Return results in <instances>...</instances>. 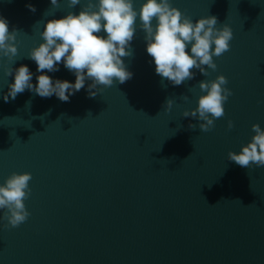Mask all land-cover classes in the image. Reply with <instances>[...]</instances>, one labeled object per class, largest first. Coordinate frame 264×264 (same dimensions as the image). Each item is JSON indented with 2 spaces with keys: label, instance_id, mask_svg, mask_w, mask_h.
I'll return each mask as SVG.
<instances>
[{
  "label": "water",
  "instance_id": "95a60500",
  "mask_svg": "<svg viewBox=\"0 0 264 264\" xmlns=\"http://www.w3.org/2000/svg\"><path fill=\"white\" fill-rule=\"evenodd\" d=\"M144 2L134 0L137 12ZM171 2L193 22L215 16L232 29L208 76L193 69L194 79L173 86L157 75L137 17L125 83L98 86L95 98L86 81L70 102L26 90L5 103L14 82L5 71L26 65L35 84L41 73L28 56L44 24L78 15L86 0L74 9L67 0L58 8L0 0V16L18 32L15 62L0 57V185L14 172L32 176L28 220L0 221V264H264V167L227 159L251 142L252 125L264 129V0ZM44 74L75 83L63 63ZM220 75L233 93L224 117L209 132L189 129L201 122L183 117L206 94L199 82Z\"/></svg>",
  "mask_w": 264,
  "mask_h": 264
},
{
  "label": "clouds",
  "instance_id": "9594fccd",
  "mask_svg": "<svg viewBox=\"0 0 264 264\" xmlns=\"http://www.w3.org/2000/svg\"><path fill=\"white\" fill-rule=\"evenodd\" d=\"M52 7H59V0H50ZM81 5V0H67L70 9ZM29 11L35 12L32 4H26ZM145 33L146 52L152 57L155 72L162 79H167L173 86H180L185 81L194 79L193 69L208 76L206 70H217L213 57L219 58L230 50L233 39L232 29L224 24L218 28V18L208 16L195 22L190 17L172 6L171 0H145L139 12L134 8V0H86L79 14L68 12L61 19H52L44 24L40 33L43 43L29 53L28 58L37 65L36 83L28 66L8 68L5 75H14V82L8 85V92L3 95L5 103L15 100L18 94L26 90L41 98L55 96L61 102H70V97L85 88L86 81L89 98H95L98 86L112 87L114 80L120 84L131 79L122 58L132 55L131 42L136 33V20ZM155 20V26L153 25ZM106 33V37L100 33ZM17 30H9V21L0 16V57H6L14 63L18 54L16 46ZM214 45V48H213ZM190 48V52L188 49ZM75 75V83L67 80H53L47 74L59 71V65ZM206 66V67H205ZM225 76L215 80L200 81L202 93L198 106L192 111H184L183 117L201 121L198 125L189 124V129L197 126L202 132H209L215 126V120L224 117V104L233 95L226 87ZM187 99V97H185ZM259 103V102H258ZM173 101H166V111H170ZM234 127L228 122V129ZM251 142L243 146L240 152H229L227 159L242 168L264 167V129L259 124L252 125ZM30 173H12L0 185V210L4 211L0 221H7L5 228H18L25 223L30 212L24 201L29 199L31 189Z\"/></svg>",
  "mask_w": 264,
  "mask_h": 264
}]
</instances>
